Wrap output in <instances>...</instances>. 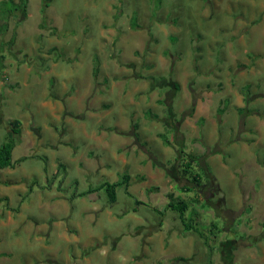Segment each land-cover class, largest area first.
<instances>
[{
  "label": "rangeland",
  "instance_id": "obj_1",
  "mask_svg": "<svg viewBox=\"0 0 264 264\" xmlns=\"http://www.w3.org/2000/svg\"><path fill=\"white\" fill-rule=\"evenodd\" d=\"M26 2L1 10L14 16L0 33V144L13 119L21 134L14 168L0 170V264H53L52 247L71 253L56 256L64 264L106 252L119 264H264V0ZM181 150L203 170L199 193L179 191ZM125 174L130 196L72 199ZM170 193L199 199L207 247L163 213ZM65 205L67 226L89 208L79 258L52 235L44 250L37 233Z\"/></svg>",
  "mask_w": 264,
  "mask_h": 264
},
{
  "label": "trees",
  "instance_id": "obj_2",
  "mask_svg": "<svg viewBox=\"0 0 264 264\" xmlns=\"http://www.w3.org/2000/svg\"><path fill=\"white\" fill-rule=\"evenodd\" d=\"M7 3H11L19 9L21 8V6L25 8V5L27 4L26 0H19L18 3H15L12 0L0 1V33H3L4 31H6L8 27L9 19L14 16L10 10L8 12L5 9H4V12L1 11ZM48 5H49L48 0H42V8H43L42 11L43 12H44V8H47ZM9 45H12V43L10 42ZM53 49L51 51H53ZM96 64H98L97 60H96ZM97 69H98V65H96V67L93 69L94 76L97 72ZM8 125H9V130L4 134L2 138L3 140L0 144V170L12 169L14 168L16 164V162L12 160V152L18 142V137L21 134V128H20L21 122L17 119H13L9 121ZM137 128H138L137 124L134 123L133 124V135L135 137L138 136ZM159 138L162 139L161 142L163 145L171 146V142L169 141V138L165 136V134L159 135ZM196 160H197L196 156L192 154H185L183 150H181L174 159L176 164H172V165H175L179 179L184 180L187 183L184 186L179 187V191L181 192V195L185 193H191V191L199 193V188H201L203 185L206 186L208 184V183L203 184V181L200 180L201 176L203 175V170L195 169L194 165H198V164H193V163H195ZM19 161H22V159H20ZM129 179H130L129 175L125 174L121 176L116 182H113V183L106 182V183L99 185L97 188H93V189L90 188L89 190L84 191V192H78V193L75 192L72 195V198L83 197L87 194H91V193H95V192L103 190L107 197V201L110 204H113L116 202V199H117L116 189L118 187L123 188L126 191V194L130 196L129 192L127 191ZM153 190H156V188H151L149 191H153ZM167 198H168V202L166 203L164 207L163 213L168 210L171 212H175L178 215V219L181 223L182 229L187 233L189 232V233H193L197 235L199 239L202 240V243L207 247L208 240L203 234V232L197 228V222H196V219L198 217V212L196 210L195 205L199 204V199L196 197L189 201H186L182 197H174L173 194L171 193L167 195ZM135 203L136 205L141 204L138 201H135ZM205 205L206 204L201 205L200 208L206 209ZM154 210L158 211L160 215L162 214L161 211H159L158 209L154 208ZM187 213L190 214L189 218H186ZM223 254L228 256L230 252L226 253V251L223 250ZM227 259L229 260L230 257L228 256ZM179 260L185 261L187 259L184 260L183 258H179Z\"/></svg>",
  "mask_w": 264,
  "mask_h": 264
},
{
  "label": "crops",
  "instance_id": "obj_3",
  "mask_svg": "<svg viewBox=\"0 0 264 264\" xmlns=\"http://www.w3.org/2000/svg\"><path fill=\"white\" fill-rule=\"evenodd\" d=\"M58 197H62V199L59 198L61 200V202L63 199L65 201H67L65 199V197L62 195H59ZM83 197H86V196H83ZM83 197H76V198L81 200V198H83ZM76 198H72V199H76ZM51 202L57 203L58 199L53 198L51 200ZM53 205L55 206V204H53ZM65 206H67V205H65ZM68 206L64 207V208L60 207L58 209H51V210L47 209V211H45V213L48 211H54L55 212L54 215L56 216V218H58L57 222L53 223V225H50L48 227V229H45L43 227L38 229L37 233L42 234V233H44V230H46L47 234L45 235V237L43 236L45 241L46 240H52L51 239V235H52L54 238L53 241H62L65 244L69 245V247L72 248L73 256L76 258H79L78 254L76 253V251H74L73 248L74 247H80V246L82 247L85 245V242H84L85 237H84L83 233H84V231L89 233V215H90L89 214V208L80 209L81 211L78 212V213H80V216H79L80 220L76 223L72 222L74 224L72 226H67V219H68V217L71 216L70 214H67V213L72 210L71 205L69 207ZM63 209L67 212L65 214L61 215V210H63ZM64 221L66 222V224H65L66 227H64L62 225ZM8 222H11V221L9 220ZM1 225H4V223H2ZM19 226H20V223H19ZM85 228H86V230H85ZM91 238H93V237L91 236ZM86 239H89V236ZM52 244L53 243H49L48 241H46L47 246L45 248L43 247V249L45 250L46 248H50L52 246ZM133 246L136 247V240L134 241ZM51 249L53 250V254H51V256L49 255L50 256L49 260H48L49 262H51L53 264H64L62 261H60V262L56 261L55 258L58 257L61 259H66V261H68L70 259L69 256L71 253L64 252L62 254H59V250H60L59 248L53 249V247H52ZM83 249H86V248L83 247ZM88 254L82 256V261H80L81 264H95L96 259L99 257H102V256H103L102 257V263H104V264H119L118 256H116V255H113L112 258H105V255L107 254V252L104 253L103 255H102V253H98V254H96L97 257H95V258H93V255H88ZM52 257H53V259H52ZM104 258L106 259V261ZM130 261H128V262H130Z\"/></svg>",
  "mask_w": 264,
  "mask_h": 264
}]
</instances>
